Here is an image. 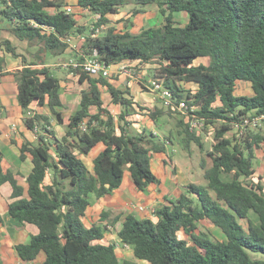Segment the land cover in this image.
<instances>
[{"label": "trees", "instance_id": "obj_1", "mask_svg": "<svg viewBox=\"0 0 264 264\" xmlns=\"http://www.w3.org/2000/svg\"><path fill=\"white\" fill-rule=\"evenodd\" d=\"M126 6H131L132 16L157 7L162 21L138 33L129 31V19L123 20V29L113 25L101 29L111 22L110 15ZM65 7L63 0H0V17L9 24L7 29L17 39L39 45L36 60L29 62L9 40L0 39V47L22 59L23 67L14 73L17 101L26 127L39 130L36 141L20 146V159L29 155L31 162L25 187L14 172L3 170L0 151V186H11L8 213L19 223L37 227L28 243L14 246L18 257L32 262L43 254L42 264H138L120 259L115 244L103 241L107 225H85L88 197L93 192L97 197L111 194L120 187L125 170L138 191L159 183L151 168L152 154L166 153L167 144L176 142L188 153L195 144L210 158V166L204 159L199 164L206 184L184 185L177 197H166V203L154 208L153 217L125 214L118 241L147 264H264L250 255L264 254V182L254 180L253 167L264 146V131L227 136L248 112H264V0H77L73 11L86 9V16H91L84 24ZM180 12L186 13L184 23L176 20ZM71 41L75 50L96 52L106 64H156L149 76L175 100L186 101L194 115L189 119H202L204 131L213 129L211 148H205L201 133L190 130L185 118H175L174 130L162 137L130 128L128 118L139 111L155 127L174 115L162 106L143 107L127 88L77 69L66 72L87 86L80 90L79 106L69 115L61 137L50 129L47 114L27 116L32 104L46 105L57 123L64 122L59 110L64 106L60 93L64 80L45 65L44 58L69 49L74 54ZM197 57H208L209 62L194 65ZM239 81L250 83L251 95L236 93ZM188 83L195 87L185 88ZM104 87L111 103L119 107L116 116L104 105ZM98 144L103 149L89 169L82 156ZM109 215L110 211H102L100 220ZM202 221L218 227L225 238L199 230Z\"/></svg>", "mask_w": 264, "mask_h": 264}, {"label": "crops", "instance_id": "obj_2", "mask_svg": "<svg viewBox=\"0 0 264 264\" xmlns=\"http://www.w3.org/2000/svg\"><path fill=\"white\" fill-rule=\"evenodd\" d=\"M63 1L66 3V7L67 6L71 7L72 11L77 9L75 8L77 0H63ZM76 11L77 12L75 11L73 12L76 13L75 17L78 23L84 24V23H80L79 17L81 14L86 15V10L79 9ZM8 27H9L8 23L0 17V39L9 40L14 46H16L17 51L23 53L26 56L27 61L29 62L35 61L36 60L35 53L37 52L39 45L36 43H28L25 40L21 41L17 39L7 29ZM73 40L76 42V39H73ZM63 55H64V58L58 59L57 62L49 63L45 61V65L49 67L58 65L60 61H63L73 56L72 51L70 49L67 52H65ZM0 57L4 58V62L2 64L0 63L1 64L0 65V151L2 153L1 165L4 171L9 170V171L14 172L16 174L15 177L18 183L25 187V178L31 170V162H30L29 155H27L24 160L20 159V156H19L20 146L26 141L34 142L36 141L37 138L35 137L34 133L26 127L24 120H23V114L21 111V107L19 106L18 101H17V82H16V76L14 75V73L17 70H20L23 67V64H22L21 57L12 56L10 53H7L2 46L0 47ZM154 66H156V64L147 65L145 69L147 75L145 79L143 80L145 83H148L151 79H153L149 76V69L153 68ZM66 79L67 80L62 81L61 90H60L62 102L64 104V106L61 109H59L61 113H62V109H64L67 105H69V103L72 102V100H74L77 104L73 112L77 109V106H79L80 90L84 89L87 86L86 81L80 83L77 81L76 78H73L71 75H69V78L67 77ZM109 80L112 81L113 85L116 87H119L122 89L127 88L131 92V95L134 97V100L138 102L140 105H142L143 107L157 106L156 101L153 99V95L150 92H148L139 83L128 82L124 84L120 78L119 79L111 78ZM188 84H193V86L187 87V84H186L185 88L195 87L194 83H188ZM105 89L107 90V88L104 87L103 92ZM250 90L251 91H249V93L244 94V95H251L252 94L251 87H250ZM137 96L139 98L147 100L149 104L143 105L137 99ZM110 100H111V95H110ZM31 109L34 110V112L36 113L47 114L50 117V120H52L53 118V116L50 114V111L46 105L39 106L37 104H32ZM142 112L144 113L143 110ZM140 113L141 112L139 111V113H135L128 118L129 120L132 121L131 126H134L135 124H137L136 123L137 121L133 118L134 115H137V117L140 115H145V114H140ZM62 117H63V113H62ZM150 122L152 123L151 120ZM57 124L65 125V122L61 124L59 123ZM152 124L149 125L147 130H151L154 133L156 132L158 135H160L154 129L156 127L153 128L154 125ZM65 126L67 128V123ZM141 130L142 129L138 131H141ZM63 133L61 135L56 133L57 137H61ZM102 149H103V145L98 144L89 152L88 155L82 156V159L87 164L89 169L92 168L93 158ZM159 156L160 158L164 156L162 158V162L165 165V167H169L171 171H173V169L176 171V168L171 165L172 159L167 153V148H166V153L152 154L151 168L153 172L156 174V176L159 178L160 182L157 184L156 183L150 184L146 188L145 191H138L135 189L130 177H128V175L125 174L128 171L125 170L123 181L125 180V177H128L129 179H127L128 180L127 183L125 182L124 184L122 181L120 187L115 189L111 194H106L102 197H97L95 192L89 194V197H88L89 205L85 211V216L83 217V221L85 225L87 226L91 224H99L103 226L107 225L108 230L107 229L104 230V237H103L104 242L111 243V240H114V239L118 241L117 232L122 227V222L124 220L125 214L132 213L137 217H153V214L149 215V213H147V210L140 211L136 207L139 205H142L146 209V206L148 204H155L156 207L160 206L166 203V200H165L166 197H171L172 194L169 195L170 193L169 189L175 192V190L178 189L179 186H181L182 187L181 190L180 189L176 190L181 193L183 191L184 185L192 182V180L189 181L188 179H186V177L180 176L179 171H177V173L173 171L174 174H176V176L180 179V181L183 184L180 185L179 183H177L174 186L172 185L169 186L170 181L166 184L165 180H167V178L165 179V176H166L165 171L162 168L161 170H158L156 167L157 161H158L157 157ZM154 157H155V164L153 165L152 159ZM173 163L175 164L176 162H174L173 160ZM5 184L0 186V264H42L44 260L43 254H40L32 262H25L21 258L18 257V255L16 254L14 250V246L16 244L28 243L30 241L31 236L36 234L37 227L31 224L19 223L18 221H16L9 215L8 203L11 200L10 199L11 186L9 185L10 187H9V191L7 192V194H4L1 188ZM157 186H159V189L157 188ZM91 197H93V201L91 200ZM133 208H136L137 212L135 211L136 209L133 210ZM105 210L110 211V215L106 219L100 220V213ZM138 212H141V213H138ZM138 214H142V215L138 216ZM117 215H119L118 220L113 225L109 224L111 223L113 219H115ZM116 250H117V254L120 257V259L135 260L138 262V264H140V262H146L143 260L131 259V258H127L126 256H123L125 254L122 252H126V250L124 251H120L118 249Z\"/></svg>", "mask_w": 264, "mask_h": 264}, {"label": "rangeland", "instance_id": "obj_3", "mask_svg": "<svg viewBox=\"0 0 264 264\" xmlns=\"http://www.w3.org/2000/svg\"><path fill=\"white\" fill-rule=\"evenodd\" d=\"M130 11H131V6H126V7L121 9L120 13L115 14V15H110L109 19L111 20V22L108 23L107 25H105L101 29H105L106 26H108V25H113V26L117 27L118 29H123L124 28V21L123 20L129 19L131 22L129 25V28H128L129 31L131 33H138L141 28H144V27H147L150 25H159L162 21V16L159 13L157 7H150L147 9V12L142 13V14H137L135 16H132ZM175 16H176V20L179 22L184 23L187 20L186 13H184V12L176 13ZM79 18H80V20H79L80 23H87L90 21L91 16H86L85 14L84 15L81 14ZM61 58H64L63 54L62 55H53L51 53H47L45 56V61L52 63V62H57V60L61 59ZM208 62H209L208 57H197L193 60L194 65H197L199 63L207 64ZM51 67H52V70L54 71V73L58 77H61L63 80H67L66 79L67 77L69 78V74L66 72L67 69L62 68L59 65H54ZM73 81H75V80H73ZM65 82H67V81H65ZM190 86H193V84H187V87H190ZM250 87H251V85L249 82L239 81V82H237L236 93L237 94H243V95L247 94V93H249V91H251ZM102 98L104 100L105 107L110 109L111 112L116 116L117 113L119 112V108L116 105H114L113 103H111L110 94H109L108 90H106V89L104 90ZM137 99L143 105L149 104L147 100L139 98L138 96H137ZM156 103H157V106L160 105L159 101H156ZM76 105H77L76 102L74 100H72V102H70L69 105H67L64 109H62L65 125L67 123V120H68L70 113L73 112ZM77 108H78V106H77ZM91 111L94 112L95 110L92 108ZM133 118L137 121L136 122L137 124H135L134 126H130V128H132L136 131H138L140 129H148L149 125L152 124L150 122L149 117H147L146 115H140L138 117H137V115H134ZM175 118H177V117L174 116V117L169 118L168 120L162 119V121L160 120L159 126L156 128H154L155 126H153V128L162 137L164 135V133H166L167 131L174 130ZM50 121H51L50 129L54 130L56 133L61 135L64 132L66 126L65 125H58L56 120L54 119V117ZM149 122H150V124H149ZM196 130L201 133L205 148L207 150H209L211 148L212 143H213V138H212L213 129L208 128L207 131H204L203 127H199ZM262 130L264 131V127L262 128ZM263 150H264V146L262 149H260L257 152L256 158L254 159L253 167L255 170L254 180H258L259 178H261L260 180H262L264 182V151ZM167 153L172 159L171 165L176 168L175 173H177V171H179L180 176L186 177V179H188L189 181L192 180V182L197 183V184H206V181L203 179L202 169L200 168L199 164H200V161L202 159H204V161L206 162V166H210L211 160L209 157H207L203 153H201L195 144H192L191 150L188 153V152L184 151L178 143L175 142V144H173V145L168 143ZM162 158H160V156L157 157L158 161H157L156 167L158 170H161V168H162L165 171V174H166L165 179L167 178V180H165V183L167 184L170 181L169 186H171V185L174 186L177 183L182 185L183 183L176 176V174H174V172L171 171V169H169V167H165V165L162 162ZM173 160H174V162H176L175 164L173 163ZM152 163H153V165L155 164V157L152 159ZM125 174L128 175V177H130L128 172H126ZM128 177H125V180L123 181L124 184H125V182L127 183V181H128L127 179H129ZM9 185H10L9 183H6L4 186H2L1 189H2L4 194H7V192L9 191V187H10ZM162 187H163V185H162ZM157 188L159 189V186H157ZM179 189L181 190L182 187L179 186V188L176 190H179ZM176 190L174 192L173 190L169 189V191H170L169 195L172 194L171 197H169V198H175L180 194V192H178ZM91 200L93 201V197H91ZM155 207H156L155 204H148L146 206L147 213H149V215H150L152 213V210ZM135 209L136 208H133V210H135ZM135 211L137 212V209ZM138 213H141V212H138ZM140 215H142V214H138V216H140ZM199 230L204 231V232L208 231L216 239H224L225 238V235L222 233V231L218 227H216V226H214V225H212L206 221H202V223H200ZM111 243L115 244L116 249H118L120 251L126 250V252H122L125 254L123 256H126L127 258H131V259H136L133 255L130 247H126L125 245L119 243L115 239L111 240ZM250 255L253 258L264 260V254L263 253L250 252ZM140 264H146V262H140Z\"/></svg>", "mask_w": 264, "mask_h": 264}, {"label": "built area", "instance_id": "obj_4", "mask_svg": "<svg viewBox=\"0 0 264 264\" xmlns=\"http://www.w3.org/2000/svg\"><path fill=\"white\" fill-rule=\"evenodd\" d=\"M86 10V9H85ZM65 11L70 13L72 11L71 7H65ZM93 18H99L98 15H95ZM104 25L101 26L103 28ZM71 48L75 51L73 56L60 61L58 65L65 69H77L81 72L87 73L92 77H102L104 79H111L112 77L116 79H121L124 84L128 82H137L142 85L148 92L153 95L155 101H159L160 106L165 109H170L172 114L177 118H185L189 120L190 130L203 127V120L200 118H195L193 120L189 119L190 116L194 115L189 112V106L185 100H175L172 97L171 92L163 87L161 82L157 79H151L148 83H145L143 80L146 77V67L147 63H141L139 61H120L112 64H106L101 61L97 53L85 54L82 49H76V44L71 41ZM192 110V108H191ZM34 110L31 108L27 111V116L33 115ZM94 124V121H93ZM264 127V112H248L244 117L234 123L232 131H230L227 136L232 137L235 135L237 137L243 136L249 132H256ZM81 128L86 129L85 121L81 123ZM211 128V127H210ZM35 137L38 135V127H34L31 130ZM140 211L146 210L144 206L139 205L136 207ZM154 209L152 210L153 214ZM120 243V242H119ZM128 247L127 245H125ZM116 247V246H115Z\"/></svg>", "mask_w": 264, "mask_h": 264}, {"label": "water", "instance_id": "obj_5", "mask_svg": "<svg viewBox=\"0 0 264 264\" xmlns=\"http://www.w3.org/2000/svg\"><path fill=\"white\" fill-rule=\"evenodd\" d=\"M8 26H9V24H8Z\"/></svg>", "mask_w": 264, "mask_h": 264}]
</instances>
